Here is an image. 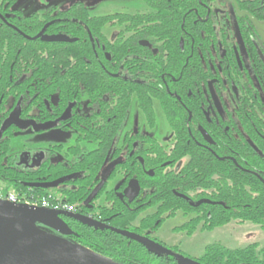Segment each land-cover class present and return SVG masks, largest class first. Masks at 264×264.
I'll use <instances>...</instances> for the list:
<instances>
[{"label":"flooded vegetation","instance_id":"flooded-vegetation-1","mask_svg":"<svg viewBox=\"0 0 264 264\" xmlns=\"http://www.w3.org/2000/svg\"><path fill=\"white\" fill-rule=\"evenodd\" d=\"M131 1L133 4L126 3L119 11L92 15L82 0L30 14L16 8L18 0H15L10 5H0V24L9 30L13 41L18 38L23 45L41 39L61 38L54 30L61 20L70 22L72 38H77L80 27L77 22L83 24L85 34L82 39L91 54L87 58L86 70H100L97 72L100 77L107 78L102 79L103 83L109 85L110 76L120 86L121 93L117 96L119 113L114 116L119 120L115 147L105 157L101 177L89 194L102 179L103 185L86 202L88 194L83 202L86 206L84 213L78 203H74L76 209L68 213L86 216L91 222L103 225L101 217H95L99 211L96 206L104 203V195L110 190L127 206H145L143 215L157 213L158 207L150 205L154 187L150 179L160 170L170 176V192L186 204L182 210L174 203L163 214L181 212L188 217L183 223L196 218L199 220L198 228L209 229L212 216L220 211H215L213 206L228 207L222 200L213 198L218 196V192L212 187L202 182L195 185L186 177L194 172L199 174L200 168L207 163L210 175L219 180V167L223 165L230 172L224 181L232 183L239 171L256 176L264 185V170L257 168L264 166V0ZM77 3L85 9L86 17L79 20L73 15L54 17L45 22L46 14L58 15ZM110 14H116V17L104 22L96 32L99 35H94L88 19ZM113 44H116L118 52L116 61L108 47ZM18 48L19 52L21 47ZM24 79L25 74H22L16 83ZM72 82L73 87H78V82L80 87L66 94L68 101L61 109V101L56 94L51 96L52 106L43 99V107L37 94L33 96L35 100L27 105L22 96L14 104L11 97L4 103L3 111L7 112L2 125L14 128L10 142L17 130L48 121L62 130L77 133L74 144L69 146L51 145L31 152L30 157L12 154L18 164L26 167L42 164L51 148L55 151L51 162L57 163L71 159V154L67 153L70 147L79 145L84 151L96 147V142L91 140L77 141L80 131L76 126L81 124L78 121L81 116L103 120V105L109 98L105 95L92 96L96 93L92 79H75ZM128 82L133 86L129 88L130 93L125 94L124 87ZM120 89L118 87V92ZM108 103L111 107L116 105V102ZM24 105L29 110L22 116ZM46 107L57 116L48 121L38 120L35 115L45 116ZM14 117L30 123L21 127L11 121ZM105 120L109 121L110 117ZM113 123L116 126V122ZM83 141L93 142L95 146L86 150L81 146ZM128 164L140 167V178L137 175L127 176L123 167ZM116 166H120L121 171L111 179V172ZM82 174L70 173L62 178L69 182V178ZM174 175L182 179L181 187L174 186ZM131 181H135V189L128 188ZM61 190L54 189L57 191L55 194L61 195ZM149 209L151 212H147ZM65 215H60L64 221L68 218ZM105 225L112 229L110 224ZM156 229L147 231V236L143 234V237L168 246L155 234ZM69 235L62 236L67 238Z\"/></svg>","mask_w":264,"mask_h":264},{"label":"trees","instance_id":"trees-1","mask_svg":"<svg viewBox=\"0 0 264 264\" xmlns=\"http://www.w3.org/2000/svg\"><path fill=\"white\" fill-rule=\"evenodd\" d=\"M13 1L15 0H0V5L5 3L10 5ZM72 9H70L72 11L59 12V16L48 13L45 15V22L48 23L54 17L66 18L73 15L78 20L86 17V11L81 4L77 3ZM115 17L116 14H110L100 18L93 17L86 21H88L91 32L94 35H99L96 33L98 28L104 22L112 21ZM77 23L80 25L77 29V38H72L70 22L61 20L58 22L59 26L54 28L56 35L61 36V38L41 39L35 43H25L26 45H23L18 38L13 41L9 36V30L3 24H0V182L3 183L5 191L12 190L28 199L46 196L58 197L69 203H78L81 212L84 213L86 206L83 202L101 177L100 170L103 167L105 157L115 147L116 128L119 120H117L118 117L114 116L119 113V99L117 96L121 93V89L118 81L110 76V84L106 85V83H103L102 79L107 78L100 77V73H97L100 70L91 72L86 70L87 58L91 57V54L82 39L85 34V30L82 29L83 24ZM19 46L21 50L18 52ZM108 47L114 61H116L118 57L116 44ZM22 74H25V79L16 83ZM32 74L34 75L32 76ZM89 74L92 76H88ZM88 78L92 79L93 90L96 91L92 96L105 95L109 98L108 102H116L113 107L108 102H103L104 109L101 114V116H104L103 120L82 116L78 119L81 124L76 126L80 131L77 141L91 140L96 142V147L91 151H84L79 145L70 147L67 153L71 154V159L57 163L51 162V157L55 153L51 148L47 151V159L42 164L35 167H26L18 164L17 159L12 154H9V143L14 128L13 126L2 125L7 112L3 111L6 100L11 97L12 104H14L18 97L22 96L23 101H26L27 105L35 100L33 96L37 94L41 105L45 107L42 100L45 99L48 101L49 106H52L50 99L53 94H56L61 101L59 104L61 109L68 101L65 98L66 94L73 93L80 87L79 82L76 85L78 87H73L74 83L72 81ZM132 86L131 82L127 83L124 87L125 94L130 93L129 88ZM118 87L120 89L119 92ZM28 110L24 105L22 116H25L24 114ZM44 111H46L45 116L35 115V117L40 121H48L57 116L55 112H49L47 107ZM107 117H110L109 121L105 120ZM104 120L105 122L103 123ZM113 122H116V126ZM195 168L197 169L198 166ZM210 168L212 169V167ZM257 168L264 170V166H257ZM208 169L209 166L205 163L200 168L199 174L196 172L191 173L190 177H186V180L189 179L195 185L198 182H202L205 186L212 187L214 191L218 192V196L213 198L222 200L228 207L213 206L215 211L217 209H220V211L215 216H212L209 227L212 228L234 220L239 223L250 222L264 230L263 183L256 176L239 171L236 172L235 179L230 183L224 181V177L229 176L230 173L228 168L223 165L219 167L220 180L212 177ZM123 170L128 173L127 176L137 175L138 178L141 176L140 167H131L128 164L123 167ZM120 171L121 167L116 166L112 170L110 178L116 177ZM70 173H83L82 175L69 178L68 181L75 185L74 189H63L61 190V195H57L49 190V186L45 185ZM174 176V182H176L174 186L181 187L182 179L179 175ZM150 180L153 181L152 185H154L150 195L152 199L150 205L158 207L157 213L143 215L142 212L145 206H127L115 197L112 190H110L104 195V203H99L96 206L99 211L95 217L99 218L100 216V222H104L103 225L72 218L67 214H64L68 217L64 221L60 217L61 214H59V218L70 230L69 238H67L122 264H176L173 256L153 250L140 242L118 234L114 230V228L127 229L142 236H147V231L155 230L165 219L175 215L174 213L163 214L169 206L177 203V206L184 210L186 206L184 200L175 198L168 188L170 176L159 170L154 178ZM105 219L107 220L105 221ZM156 219H159V221L156 222ZM197 221L199 220L194 218L176 226L174 230H185L187 233H192L197 229ZM105 224H110L112 229L106 228ZM163 247L173 252H179L176 245H163ZM191 259L200 264H264V242L262 244L253 242L236 248L224 246L219 242L210 243L204 247L200 255L191 257Z\"/></svg>","mask_w":264,"mask_h":264},{"label":"water","instance_id":"water-1","mask_svg":"<svg viewBox=\"0 0 264 264\" xmlns=\"http://www.w3.org/2000/svg\"><path fill=\"white\" fill-rule=\"evenodd\" d=\"M11 121L21 127L30 123L19 121L15 117ZM103 182L104 179L89 194L86 202L96 195ZM57 183L58 180L45 185L54 187ZM129 185L128 188L134 189L137 186L135 181H131ZM59 214L92 221L80 214L0 199V264H122L63 237L62 235L69 233V229L59 218ZM115 231L153 250L173 256L176 264H200L134 232L123 229Z\"/></svg>","mask_w":264,"mask_h":264},{"label":"rangeland","instance_id":"rangeland-1","mask_svg":"<svg viewBox=\"0 0 264 264\" xmlns=\"http://www.w3.org/2000/svg\"><path fill=\"white\" fill-rule=\"evenodd\" d=\"M71 1L74 0H18L15 7L22 10L24 14H30L33 11H48L54 6L64 7ZM82 1L88 6V11L92 15H103L116 12L126 3L133 4L131 0ZM130 120L129 124H131ZM40 126L41 130H39ZM76 135L77 133L75 131L62 130L56 127L51 121L42 125H30L27 128L19 129L15 132L10 142L9 152L10 154L27 155L30 157L31 152L40 149L43 150L51 145H72L75 142ZM81 146L89 150L95 145L93 142L83 141ZM65 179L66 178L59 179L56 186L50 187L49 190L56 193L57 191H54L55 188H74V184L64 181ZM109 186H111V183ZM0 187H3V183L1 182ZM147 212H151V209ZM187 218L188 217H185L181 212H177L176 215L161 223L157 227L155 234L162 239L166 245H176L179 251L178 254L189 258L200 255L204 247L210 243L219 242L224 246L236 248L243 247L253 242L259 244L264 242V230L250 222L239 223L233 220L230 221L228 225L214 230L207 228L200 229L197 227L192 233H187L185 230H174L176 226L182 224Z\"/></svg>","mask_w":264,"mask_h":264},{"label":"built area","instance_id":"built-area-1","mask_svg":"<svg viewBox=\"0 0 264 264\" xmlns=\"http://www.w3.org/2000/svg\"><path fill=\"white\" fill-rule=\"evenodd\" d=\"M0 199L7 200L13 203H24L40 208H50L59 211L72 212L76 209V204L69 203L61 200L58 197H38V198H25L18 195L16 192L9 190L5 191L3 187H0Z\"/></svg>","mask_w":264,"mask_h":264}]
</instances>
